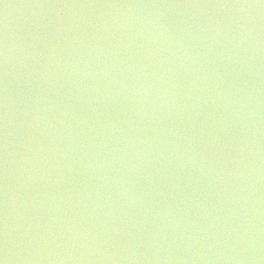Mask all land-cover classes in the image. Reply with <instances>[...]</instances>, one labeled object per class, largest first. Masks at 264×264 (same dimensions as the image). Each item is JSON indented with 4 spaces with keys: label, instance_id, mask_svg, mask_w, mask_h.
<instances>
[{
    "label": "water",
    "instance_id": "95a60500",
    "mask_svg": "<svg viewBox=\"0 0 264 264\" xmlns=\"http://www.w3.org/2000/svg\"><path fill=\"white\" fill-rule=\"evenodd\" d=\"M4 264H264V0H0Z\"/></svg>",
    "mask_w": 264,
    "mask_h": 264
},
{
    "label": "snow or ice",
    "instance_id": "6c2138e0",
    "mask_svg": "<svg viewBox=\"0 0 264 264\" xmlns=\"http://www.w3.org/2000/svg\"><path fill=\"white\" fill-rule=\"evenodd\" d=\"M0 264H4V262L2 260H0Z\"/></svg>",
    "mask_w": 264,
    "mask_h": 264
}]
</instances>
